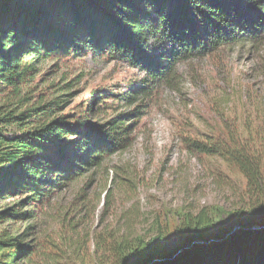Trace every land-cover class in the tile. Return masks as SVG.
Instances as JSON below:
<instances>
[{
  "label": "trees",
  "instance_id": "16d2710c",
  "mask_svg": "<svg viewBox=\"0 0 264 264\" xmlns=\"http://www.w3.org/2000/svg\"><path fill=\"white\" fill-rule=\"evenodd\" d=\"M262 40L264 0H0V200L19 197L0 210V264H35L39 209L132 143L145 113L140 96L172 78L177 63ZM87 55L138 68L142 85L95 90L77 114L63 113L70 94L36 98L40 60ZM190 147L238 168L245 206L185 216L166 238L121 240L115 264H264L260 163L233 138ZM17 223L26 224L13 233Z\"/></svg>",
  "mask_w": 264,
  "mask_h": 264
},
{
  "label": "rangeland",
  "instance_id": "374dc122",
  "mask_svg": "<svg viewBox=\"0 0 264 264\" xmlns=\"http://www.w3.org/2000/svg\"><path fill=\"white\" fill-rule=\"evenodd\" d=\"M35 69L36 98L70 94L63 98L70 114L88 107L93 91L120 93L142 85L144 76L127 62L93 55L50 57ZM148 92L138 102L145 113L132 143L39 209L35 264H115L122 241L166 238L185 216L211 219L245 206L238 168L190 143L233 138L264 173V40L181 61L172 78ZM18 200H0V210Z\"/></svg>",
  "mask_w": 264,
  "mask_h": 264
}]
</instances>
